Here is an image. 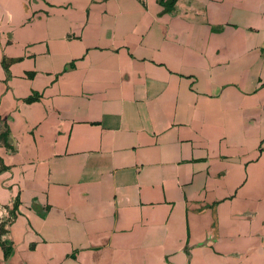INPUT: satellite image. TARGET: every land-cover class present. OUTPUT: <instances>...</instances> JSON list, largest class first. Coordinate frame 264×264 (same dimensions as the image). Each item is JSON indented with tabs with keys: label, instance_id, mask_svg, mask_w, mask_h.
<instances>
[{
	"label": "crops",
	"instance_id": "0c3cea01",
	"mask_svg": "<svg viewBox=\"0 0 264 264\" xmlns=\"http://www.w3.org/2000/svg\"><path fill=\"white\" fill-rule=\"evenodd\" d=\"M0 191V264H264V0H0Z\"/></svg>",
	"mask_w": 264,
	"mask_h": 264
},
{
	"label": "built area",
	"instance_id": "2783aa9c",
	"mask_svg": "<svg viewBox=\"0 0 264 264\" xmlns=\"http://www.w3.org/2000/svg\"><path fill=\"white\" fill-rule=\"evenodd\" d=\"M98 1H107V0H98ZM12 209H13V204L10 207L6 206V207L0 209V225L4 222V220H6L7 218L10 217L9 212L13 211ZM5 223H6V221H5Z\"/></svg>",
	"mask_w": 264,
	"mask_h": 264
},
{
	"label": "rangeland",
	"instance_id": "374dc122",
	"mask_svg": "<svg viewBox=\"0 0 264 264\" xmlns=\"http://www.w3.org/2000/svg\"><path fill=\"white\" fill-rule=\"evenodd\" d=\"M4 198H5V193L2 192V191H0V203H1V202L3 203ZM14 211H15V210H14ZM14 211H13V212H14ZM13 214H14V215H12L11 217L15 216L16 213L14 212ZM0 227L2 228V229L0 228V233H1V235H2V234L5 235V234H6V230L3 229V226H0ZM0 243L3 244V245H6V248L9 249V244H10V243H9V244H6V241H5V242H4V241H1V239H0Z\"/></svg>",
	"mask_w": 264,
	"mask_h": 264
},
{
	"label": "trees",
	"instance_id": "16d2710c",
	"mask_svg": "<svg viewBox=\"0 0 264 264\" xmlns=\"http://www.w3.org/2000/svg\"><path fill=\"white\" fill-rule=\"evenodd\" d=\"M17 205V202L15 203V206ZM1 228V227H0ZM2 229V228H1ZM1 234V233H0Z\"/></svg>",
	"mask_w": 264,
	"mask_h": 264
}]
</instances>
